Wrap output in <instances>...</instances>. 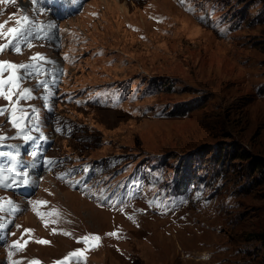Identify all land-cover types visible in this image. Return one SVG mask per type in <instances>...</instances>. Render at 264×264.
Segmentation results:
<instances>
[{"label":"rangeland","instance_id":"374dc122","mask_svg":"<svg viewBox=\"0 0 264 264\" xmlns=\"http://www.w3.org/2000/svg\"><path fill=\"white\" fill-rule=\"evenodd\" d=\"M0 25V264H264V0H0Z\"/></svg>","mask_w":264,"mask_h":264},{"label":"snow or ice","instance_id":"6c2138e0","mask_svg":"<svg viewBox=\"0 0 264 264\" xmlns=\"http://www.w3.org/2000/svg\"><path fill=\"white\" fill-rule=\"evenodd\" d=\"M8 2V0H5V3H7ZM36 2V0H33V3H35ZM23 21L25 22V23H27L28 22V17L27 16H25V17H23ZM19 23V22H18ZM3 27V25H0V28H2ZM18 31H21V30H18V29H16V28H11V29H9V32L10 33H17ZM17 51H19V49L17 48L16 49ZM36 58H38V57H33V59H36ZM39 58H41L42 59V57H39ZM5 65H7L9 68H14V67H17L16 65H12V64H10L9 62H6V61H4V62H0V71H3V69H4V67H5ZM18 67H20V68H25V69H27V68H30V67H35L34 65H19ZM14 78L13 77H9V81H12ZM4 83H6L5 81H0V86H2ZM42 83V82H41ZM0 94H2V93H0ZM29 95H30V92H29V90H25L22 94H21V96H20V98L21 99H26V98H28L29 97ZM6 99H8L9 97H5ZM33 111H35L34 109H33ZM13 123H14V125H15V121H13ZM0 139H2V138H0ZM27 139H31V137H27ZM0 155H6L5 153H0ZM33 155H35V153H33ZM10 159H11V161L13 162V165L17 162V158H16V156H10ZM7 171L9 172V173H13V167H9L8 169H7ZM2 173H3V168H2V166H0V175H2ZM10 185H8V184H4V187H9ZM9 203H11V202H9ZM4 227V224L2 223V222H0V228H3ZM111 235H115V233H112ZM97 239H98V237H97ZM40 243H45L44 241H39ZM13 247H16V244H14L13 245ZM77 255H79L78 253H76V252H73V253H71L70 254V256H77ZM67 259H68V257H66L65 258V261H67ZM65 261H62V262H58V264H65Z\"/></svg>","mask_w":264,"mask_h":264},{"label":"bare ground","instance_id":"6f19581e","mask_svg":"<svg viewBox=\"0 0 264 264\" xmlns=\"http://www.w3.org/2000/svg\"><path fill=\"white\" fill-rule=\"evenodd\" d=\"M29 39V38H28ZM10 83H15V82H18V81H16V80H12V81H9ZM30 92V96L31 95H33V92L32 91H29ZM103 112H104V110H103ZM113 113V112H112Z\"/></svg>","mask_w":264,"mask_h":264},{"label":"trees","instance_id":"16d2710c","mask_svg":"<svg viewBox=\"0 0 264 264\" xmlns=\"http://www.w3.org/2000/svg\"><path fill=\"white\" fill-rule=\"evenodd\" d=\"M260 239H261V240H264V235H261Z\"/></svg>","mask_w":264,"mask_h":264}]
</instances>
